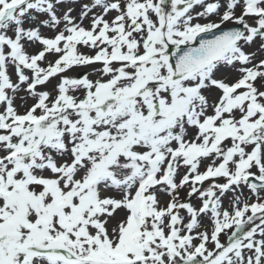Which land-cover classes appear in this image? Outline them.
<instances>
[{
	"label": "snow or ice",
	"instance_id": "6c2138e0",
	"mask_svg": "<svg viewBox=\"0 0 264 264\" xmlns=\"http://www.w3.org/2000/svg\"><path fill=\"white\" fill-rule=\"evenodd\" d=\"M0 264H264V0H0Z\"/></svg>",
	"mask_w": 264,
	"mask_h": 264
}]
</instances>
